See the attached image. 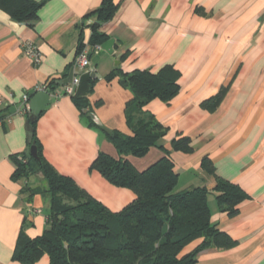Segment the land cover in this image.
Segmentation results:
<instances>
[{
    "label": "crops",
    "instance_id": "1",
    "mask_svg": "<svg viewBox=\"0 0 264 264\" xmlns=\"http://www.w3.org/2000/svg\"><path fill=\"white\" fill-rule=\"evenodd\" d=\"M41 2L33 24L14 21L0 8V264H21L14 252L22 229L30 238L48 230L50 200L28 199L25 185L44 187L39 176L14 181V157L28 149L26 121L30 115L24 97L51 80L67 79L74 69L79 43L88 42L87 27L103 0H35ZM120 4L101 31L114 40L116 60L100 49L91 52L92 71L85 96L90 113L109 131L132 132L127 104L133 92L122 80L136 70L157 73L167 65L179 71L180 92L170 102L152 101L145 110L168 129L162 144L171 152L179 174L176 191L206 186L217 180L238 185L247 198L233 217L221 212L209 197L212 222L235 245L212 246L198 254L196 264H264V0H115ZM34 43L42 54L40 65L26 57L22 44ZM118 73L112 80L109 74ZM65 85L58 88L61 93ZM224 91L219 106L203 105ZM26 109V113L22 112ZM35 134L47 161L111 211L130 204V190L111 185L90 166L100 152L118 157L106 134L81 116L71 96L51 97L39 116ZM179 137L192 141L193 152L172 150ZM26 154V153H25ZM154 147L143 158L129 157L140 171L160 160ZM212 162L215 175L202 168ZM35 160V159H34ZM200 241L189 246L193 250ZM48 255L35 264H49Z\"/></svg>",
    "mask_w": 264,
    "mask_h": 264
},
{
    "label": "trees",
    "instance_id": "2",
    "mask_svg": "<svg viewBox=\"0 0 264 264\" xmlns=\"http://www.w3.org/2000/svg\"><path fill=\"white\" fill-rule=\"evenodd\" d=\"M41 6L42 3L35 0H0L2 10L14 21L25 24L38 20ZM119 6L115 0H103L101 7L86 17L87 20L94 18L87 26L91 30V47L103 46L110 40L101 27L113 20ZM82 41L78 53L84 47ZM117 75L114 71L107 79L112 80ZM179 77V71L167 65L157 73L136 70L122 80L134 95L126 108L131 135L96 125L89 117L86 97L71 96L81 116L87 118L92 127L103 131L118 153V157H112L100 152L90 166L91 171H97L111 185L133 193V201L118 212L111 211L74 179L58 172L45 158L34 131L28 148L33 144L37 147L38 160L29 159L25 153L15 156L16 170L12 178L28 181L37 173L41 174L45 186L25 185L22 193L28 199L41 195L50 200L47 224L51 230L30 238L22 229L14 252L15 261L35 264L48 255L49 264H196L198 254L206 248L235 245L212 222L208 200L214 195L220 211L233 217L247 198L246 193L225 180H217L212 190L201 186L177 192L179 174L171 152L162 144L168 129L145 110L156 99L166 103L174 99L180 92ZM57 81L47 84L50 93L61 86ZM224 93L220 91L203 106L208 111L215 110ZM154 147L161 149L164 156L147 169L140 171L130 162L129 157L143 158ZM193 149L188 137L172 142L173 151L191 153ZM202 168L215 175L210 159H203ZM197 241L200 243L188 251Z\"/></svg>",
    "mask_w": 264,
    "mask_h": 264
},
{
    "label": "water",
    "instance_id": "3",
    "mask_svg": "<svg viewBox=\"0 0 264 264\" xmlns=\"http://www.w3.org/2000/svg\"><path fill=\"white\" fill-rule=\"evenodd\" d=\"M113 46H114V40H109L102 46V49L107 51L112 56V58L116 60L117 55L114 53ZM119 64H120L119 61L116 60V65ZM73 77H74V69H71L67 79L61 82L60 84L61 85L70 84L71 81L73 80ZM96 78L98 79L99 76L94 71L92 72L90 71L83 74L80 78V84L78 85L76 90V96L85 97L90 90V81ZM50 102H51V95L49 91L38 92L32 97L29 104L30 115L28 120L26 121V129L28 131L27 137L29 144L32 143L33 133L35 131L33 126L37 123L39 116L46 110L47 106L50 105ZM89 117L96 125L102 127V124L94 114L90 113ZM25 153L29 159L38 160L37 147L34 144L30 148H28ZM48 230H51V227H48Z\"/></svg>",
    "mask_w": 264,
    "mask_h": 264
},
{
    "label": "built area",
    "instance_id": "4",
    "mask_svg": "<svg viewBox=\"0 0 264 264\" xmlns=\"http://www.w3.org/2000/svg\"><path fill=\"white\" fill-rule=\"evenodd\" d=\"M83 49L77 54L76 62L74 65V77L70 84L64 86L63 92L59 93L56 91L55 93H50L51 97L59 98L62 95L67 96H74L76 95V90L78 85L80 84V78L83 74L90 72L92 69V63L90 60V54L91 52L98 51L102 49V46L96 45L94 47H91L88 42H84ZM22 49L26 57L31 59L34 63V65L38 66L42 62V54L39 50V48L32 42H25L22 44ZM49 91L48 85L45 84L41 87H39L35 92H47ZM50 92V91H49ZM25 103L30 101L29 96L24 97ZM2 101L0 100V106L2 105ZM24 113H26V109H23ZM4 121L0 120V126L2 125Z\"/></svg>",
    "mask_w": 264,
    "mask_h": 264
},
{
    "label": "rangeland",
    "instance_id": "5",
    "mask_svg": "<svg viewBox=\"0 0 264 264\" xmlns=\"http://www.w3.org/2000/svg\"><path fill=\"white\" fill-rule=\"evenodd\" d=\"M41 174H36L35 176H34V179L36 180V182H39L40 183V180H39V176H40Z\"/></svg>",
    "mask_w": 264,
    "mask_h": 264
}]
</instances>
